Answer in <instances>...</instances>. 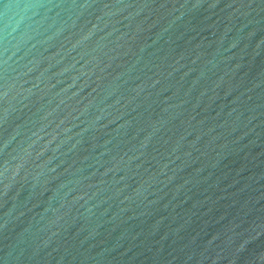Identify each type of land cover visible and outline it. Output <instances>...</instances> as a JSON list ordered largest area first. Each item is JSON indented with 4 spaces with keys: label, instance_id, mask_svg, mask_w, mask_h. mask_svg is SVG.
Instances as JSON below:
<instances>
[{
    "label": "water",
    "instance_id": "1",
    "mask_svg": "<svg viewBox=\"0 0 264 264\" xmlns=\"http://www.w3.org/2000/svg\"><path fill=\"white\" fill-rule=\"evenodd\" d=\"M0 264H264V0H0Z\"/></svg>",
    "mask_w": 264,
    "mask_h": 264
}]
</instances>
